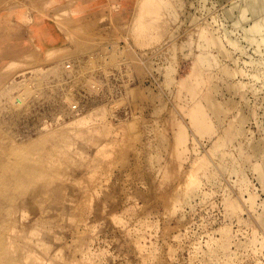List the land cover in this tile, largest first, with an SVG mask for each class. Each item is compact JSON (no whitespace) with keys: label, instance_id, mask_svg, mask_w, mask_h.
Here are the masks:
<instances>
[{"label":"rangeland","instance_id":"1","mask_svg":"<svg viewBox=\"0 0 264 264\" xmlns=\"http://www.w3.org/2000/svg\"><path fill=\"white\" fill-rule=\"evenodd\" d=\"M100 1L0 0V32L11 28L0 47L15 42L16 32L28 44L17 55L0 54V264L6 255L12 264H264V176L257 167L264 155L239 154L264 138V41L250 32L254 16L247 0H185L179 16L192 19L191 24L163 13L175 39L141 55L128 38L137 0H103L104 23H84ZM17 8L23 9L25 22L11 14V24H5L2 13ZM238 10L249 13L242 20ZM212 32L224 55L230 50L235 61L218 56L212 43L202 52L196 48L197 36ZM192 34L188 57L183 44ZM227 36L245 51L234 50ZM171 47L173 59L166 53ZM210 49L222 67L241 69L243 76L233 81L247 86L236 85L241 90L229 93L224 81L205 70L204 91L196 102L205 105L210 93L215 101L236 99L238 110H254L244 124L232 123L244 135L226 142L218 127L227 124L230 113L225 120L211 114L218 132L197 137L186 115L194 101L184 100L179 83L184 78L198 84L202 77L193 75L195 59L200 53L212 59ZM169 63L175 65L170 88L161 71ZM213 65L218 68L216 61ZM252 65L256 68L250 71ZM255 70L262 75L253 76V82ZM214 83L220 91L210 92ZM156 106L163 112L153 114ZM170 117L182 123L187 138L177 144L183 152L166 182V172L157 174L148 165L155 148L146 143L155 141L159 130L179 129L164 123ZM183 167L192 180L183 179L175 189ZM7 199L15 201L6 204Z\"/></svg>","mask_w":264,"mask_h":264},{"label":"bare ground","instance_id":"2","mask_svg":"<svg viewBox=\"0 0 264 264\" xmlns=\"http://www.w3.org/2000/svg\"><path fill=\"white\" fill-rule=\"evenodd\" d=\"M201 1L205 2L204 0H201ZM217 1L218 2L226 1V2H224L225 4H227V1L229 2V0H217ZM231 1L232 0H230V2ZM232 3H234V6H236L234 1ZM184 4H185V0H137L136 3H134L133 8H135V13L136 14H133V15L131 14L130 15V26H133V29L129 33L128 38L132 41L133 46L136 47V51H137V49L139 50V52H137L136 55H141V53H146L148 51L147 49H150V53H151V51H152V53L153 52H157L158 49L162 48V46H160L161 43L168 41L167 39H170V40L175 39L176 33H175V31H171L170 30V28H171L170 21L161 19L163 17V13L165 15L177 17L178 23L180 22V23L183 24L185 22L187 24H191V22L193 21L192 19L183 18L181 20V18L179 16V15H182L183 11L185 10V5ZM245 4H246V7H247V10L252 11V14L254 16L253 21H252L253 25L251 27H249L251 29L250 32L252 33V30L256 31L257 33H259L261 35L262 41H264V0H247L245 2ZM80 5L83 7L84 6V2H82ZM220 6H223V5H220ZM238 9H240V8H238ZM242 9H243V7H241V11H242ZM106 10H107L106 2H104L103 0L100 1L99 5H97L92 11H89L88 13H86V17L84 18V23L89 24V25H91L93 27H95L96 25H102L104 23ZM207 10L208 9H206L205 11H207ZM244 10H246V9H244ZM69 11H70V13L72 12L71 10H69ZM65 13H66V11H65ZM227 13H228V11H227ZM227 13H226V15H227ZM246 13H249V12L246 11ZM246 13L244 12L242 14V12H241V14H240V11H239V15H243L242 20L246 16ZM11 14L12 15L21 16L20 19H19L20 23H24L25 20H26V17H25V15L23 13V9L17 8V9H14L12 11H6L4 14L2 13V19H4L6 21L5 24H8V23L11 24V22H10L11 19L8 18V16H10ZM223 14H225L224 10H223ZM237 14H238V12H236V15ZM244 14H245V16H244ZM226 15H225V17H227ZM157 18H159V21L156 20ZM249 19H246V21H250ZM8 20H9V22H8ZM236 21L239 22V19L237 20V16H236ZM240 21H241V18H240ZM244 21H243V23L245 24ZM239 24H240L239 28H241V22ZM235 26H238V25H235ZM246 27H247V25H246ZM5 28L6 29L4 30V32H0V40L1 41H4L7 38V35H9V33L11 32L10 31L11 28L9 26H6ZM235 29H238V28H235ZM223 30H225V29H223ZM241 30H243V29H241ZM246 30H248V28ZM254 31H253L252 34H254ZM203 32L204 31H201V33H203ZM230 32H231V34H233L232 33L233 30L229 31V34H230ZM241 32H243V31H241ZM246 32L247 31L244 32L245 35L248 33V32L247 33ZM201 33H200L199 36H197L198 35L197 33L195 34V36H197V38L199 40V43H198L196 48H198V50L200 52L203 51V49L201 47H205L206 45L212 43V44H214L216 46V48H213V49L216 50L215 52H216V54L218 56L221 55L222 57H228L229 60H231V59L233 61L236 60V58L234 60L232 54L229 53L230 50H229V52L227 51L225 53L226 55H224L223 48H222V47H224V45L222 46L221 45V41L218 40V38L215 37L216 35L215 36L213 35L215 32L214 33L212 32L211 35H209L210 37H207L206 35L201 34ZM218 33H220V32H218ZM221 33H223V32H221ZM229 34L226 33V35H228V36H229ZM223 35H224V33H223ZM223 35H221V36H223ZM226 35H224V36H226ZM228 36H227V38H228ZM239 36H241V34ZM249 36H250V34H249ZM255 36H257V35L255 34ZM261 37H260V39H261ZM16 38H17V40L15 42L5 41L4 45H2L0 47V54H3L2 56L11 57V56L17 55L19 53H22V52H24L26 50V48L28 47V44L26 43L25 39H23L21 36L17 35V32H16ZM249 39H251V38L249 37ZM225 40L227 41V39H225ZM244 40H246V39H244ZM193 41H194V34L189 35L188 38H187L186 43L183 44L184 47H187L189 49V51H187V54H186L188 57H190V55L193 54V51H192V49L194 48L192 46V44H194ZM253 42L255 43L254 39H253ZM227 43L230 46L234 47V50L238 49L239 51H241V54L245 51V50L243 51L241 49V47L239 45H237L236 41L233 40L232 38H228ZM260 43L261 42H259V44ZM249 44H250V42H249ZM251 44H252V42H251ZM127 45L130 47L129 44H127ZM245 47H247V46H245ZM213 49H210V52L213 53L214 52ZM228 49H226V50H228ZM247 51H248V49H247ZM255 51H256V49H255ZM259 52H260V49H259ZM166 53H168L167 55L170 58H172V59L176 57L175 48L174 47L168 48ZM256 53H258V52H256ZM218 56H216L214 54V57L212 56V59H210L209 56H204L202 53H200L196 57L197 59H195L196 60L195 61V68L192 70V72H193V75L195 76L196 79L199 76H201L202 78L198 82V84H195V83H192V82L191 83L190 82L187 83L184 78L179 80V83L182 84V87L185 89V91L183 93L184 98L186 97L185 99H191L192 98L193 101H195L198 98V95L201 94V85H202L203 79L205 78V73H204L205 70L209 71L210 78H214L216 76L218 79L221 80V82L224 81L225 85L227 86L226 87L227 91L229 93H236V91H239L241 89H245V86H247V84L245 85L242 82L243 80L242 81L238 80V82H236V84H235V80L233 81V79L236 77V75L239 74V76H240L241 69H239V70H237V68L234 69V66H233V69H230V68L225 67V66L222 67L221 64L218 63V61H217ZM249 58L247 60H249ZM213 61H216V64L218 65L217 69H213V66H214L213 65ZM250 61H251V59H250ZM256 62H257L256 66L257 67L260 66L261 62L259 64H258V61H256ZM253 63L254 62H252V64ZM237 64H239V63L237 62ZM245 64H247V63H245ZM261 64L263 65L264 62L261 63ZM234 65H235V62H234ZM235 66H237V65H235ZM238 68H240V67H238ZM252 68L249 69V70L253 71L254 68H256V67L253 66ZM261 68H262V66H260V68H258V69L261 70ZM260 70H255V73H256L255 75L253 74V72H252V74H250L251 72L249 71L250 72L249 73L250 77L253 78V76L254 77L256 76L255 78H258L257 75L260 72ZM161 71H162L163 78L165 80L166 86H169V84H171L173 82V79H174L173 74H174V71H175V65L173 63H169L166 66H162ZM262 72L264 73V71H261V73ZM245 73H246V71H245ZM261 73H259V74H261ZM246 74H244V75L246 76ZM242 76L243 75L241 74L240 77H242ZM261 79H263V78L261 77L259 80H261ZM263 81L261 82L262 85H264ZM253 82H254V78H253ZM220 84H223V82L220 83ZM220 84H218V83L215 84L214 83L210 87V92L212 90L220 91ZM236 85H237L238 88H239V85H241L240 86L241 89L237 90L236 89ZM254 85H255V83H254ZM261 86H259V88ZM254 87L255 86H252V87H250V89L254 88ZM263 88H264V86H263ZM223 89H224V86H223ZM260 90H261V88H260ZM260 90H259V92H260ZM262 90H264V89H262ZM252 91L254 92V94H256L255 95L256 97H258L260 95V93L259 94L257 93V89L256 88L254 90H252ZM234 95H236V94H234ZM245 98H247V97H245ZM248 100H249V98L247 99V101ZM255 102H256L257 106L263 105V103H261L262 101H259V99L258 100L256 99ZM205 103H206V105L198 103L195 106L190 107L187 110V112H186V114L190 117V128H191V131L194 133V135H200V132L201 133H204V132H207V133L208 132H210V133L218 132V130H215V125L213 123H211L209 125L207 123V121L209 120V117H210L211 114L214 115L216 118H219V120H222V119L225 120V118H227V116H226L227 113H225L226 111H228L230 113V115L228 117L229 119L227 118V120H226L227 124L224 127H218L220 129V132H222L221 140L222 141L224 140L226 142L227 140H231L232 138H234L236 136L240 137V136L244 135L243 128L241 129V128H238L236 126H233L232 123L236 122V123H239V124H244L246 122V120H247V117H248L247 115H253L254 110H251V109L250 110L247 109V110H244V111L238 110V109H236V99L229 98L225 102L224 101H215L213 97H212V99H210V93L205 95ZM223 103L225 104L224 107L222 106ZM160 108H161V106H156V108L154 109V111L152 113L156 114L158 111H160ZM222 113H223V115H222ZM235 118H236V121H234ZM206 124H207L206 131H202L203 128H206ZM245 131H246V129H245ZM182 133H183V131H182ZM183 135H184V133H183ZM219 139H220V137L217 138L218 141H219ZM178 140H180V139L178 138ZM244 151H249L251 153L250 156L254 157L255 159L263 156L264 155V138L262 139V141H258L256 143L251 144L250 147L248 148V150H246V149L241 150L239 154H243ZM257 167L260 169L259 176L263 177L264 176V158H262V159L257 161ZM172 174H173L172 171H169L165 175V179L169 180V178H170V176ZM192 176L193 175H192L190 170L187 171V168H183L182 171H181V174H179V182H178L177 186L175 187V189L179 188V187H182L184 185L183 181L186 178H188L186 180L191 179ZM205 176L208 177L209 176V172H207ZM191 180H189V181H191ZM186 183L189 184L188 182H186ZM185 187H186V185H185ZM14 201H15L14 199H7V200L4 201V203L12 204V203H14ZM169 205H171V204H169ZM232 205L233 204L228 202V209L230 211H233ZM168 207H170V206H168ZM172 208H173V206H172ZM3 262H4L3 264H12L11 263L12 261H11L10 257L7 256V255L4 257ZM15 264H17V263H15Z\"/></svg>","mask_w":264,"mask_h":264},{"label":"crops","instance_id":"3","mask_svg":"<svg viewBox=\"0 0 264 264\" xmlns=\"http://www.w3.org/2000/svg\"><path fill=\"white\" fill-rule=\"evenodd\" d=\"M173 85L169 84V86H167L168 88L172 87ZM204 90H201V94L203 93ZM198 95V98L200 97V95ZM197 98V99H198ZM196 99V100H197ZM185 100V98H184ZM193 102V99H186L185 101H191ZM196 100L193 102V104H191L190 107H193L195 106L196 104H198L196 102ZM163 105V104H162ZM161 105V106H162ZM204 105V104H203ZM206 105V103H205ZM161 112H163L162 109H160L159 113L160 114ZM187 115V114H186ZM188 117V122H189V126H190V117L187 115ZM169 122H174L175 124L179 125V129H176L175 131L174 130H171L170 132L167 130H159L155 136V141H148L146 143V147H149V148H155V154H152V155H149L148 158H147V162H148V165L151 166L155 171L156 173H160V172H166L165 175L169 172V171H173L176 169L175 167V163L178 161L177 157H178V154L180 152H183V151H178V146L177 144L181 143L182 141V138L184 135H186V138H187V130L186 128H183V125L181 122H179L178 120L176 119H172L171 117L170 118H166L164 120V123L167 124ZM207 123L210 125V117H209V120L207 121ZM186 124V122H185ZM207 129V124H206V128H203L202 131H206ZM184 135H183V133ZM213 133V132H212ZM167 134H170V138L167 139L165 138V136H167ZM209 135L211 134L210 132H204V133H201L200 132V135H196L197 137H203L205 135ZM178 138L180 140H178ZM196 138V137H195ZM197 140V138L195 139ZM184 168V167H183ZM182 168V169H183ZM165 175L163 176V179L165 178ZM177 177V176H176ZM171 180V176L169 178V180L165 179L166 182H169Z\"/></svg>","mask_w":264,"mask_h":264}]
</instances>
